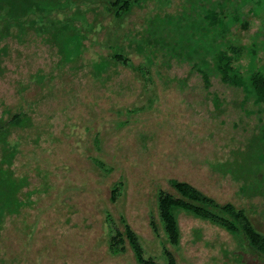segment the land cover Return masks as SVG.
Listing matches in <instances>:
<instances>
[{
    "label": "rangeland",
    "instance_id": "obj_1",
    "mask_svg": "<svg viewBox=\"0 0 264 264\" xmlns=\"http://www.w3.org/2000/svg\"><path fill=\"white\" fill-rule=\"evenodd\" d=\"M114 1L94 0L51 15L52 22L58 19L75 33L65 58L80 56L70 64L60 62L56 48L31 31L20 36L13 29L0 42L8 51L0 116L4 110L22 111L31 119L29 127L10 136L18 148L13 174L26 177L29 186L19 194V213L2 223L0 264H137L128 246L118 257L108 252L110 239L120 241L121 219L136 234L132 245L145 264H169L165 246L176 264H227L223 250L241 255L232 264H263L222 229L184 211L175 217L172 206L184 204L168 184L171 178L183 180L220 203L244 206L264 234V198L240 196L231 176L214 169L230 160L232 151L259 144L252 135L258 130L256 116L241 110L239 91L215 81L211 91L224 108L217 117L197 78H189L185 88L173 80L164 84L124 39L140 31L157 4L138 0L124 12L113 10ZM169 1L165 11L184 10L183 0ZM255 29L251 25L249 32ZM114 50L117 67L94 78L91 64L109 59ZM42 73L45 79L38 83L35 76ZM162 74L183 78L185 68H164ZM263 153L258 148L255 159H264ZM256 169L264 177V164ZM157 201L165 232L174 237L180 227L177 249L165 243L161 231H152ZM193 229L201 231L196 244L190 242Z\"/></svg>",
    "mask_w": 264,
    "mask_h": 264
},
{
    "label": "trees",
    "instance_id": "obj_2",
    "mask_svg": "<svg viewBox=\"0 0 264 264\" xmlns=\"http://www.w3.org/2000/svg\"><path fill=\"white\" fill-rule=\"evenodd\" d=\"M137 1L115 0L111 7L113 10L123 9L124 12H129ZM153 1L157 4L155 8L157 10L145 19L137 34L124 35L127 45L133 46L135 53L144 59L149 68H153L155 75L164 84L174 81L178 87L185 88L189 78H197L200 88L213 105L216 117L221 115L224 108L219 95L211 91L213 81L221 84L222 87L232 88L241 93L239 103L241 110L248 117L254 115L257 118L258 130L252 135L257 138L259 144L253 141L241 149L232 151V158L216 165L214 169L220 168L218 170L220 174L231 176L238 184L240 196L248 200L257 196L264 198V177L260 174L262 171L256 169L259 164H264V159H255L258 148H264V8L262 0H183L184 10L176 11V13H174L175 10L165 11L170 4L169 0ZM91 2L94 0H0V42L10 37L13 29L20 36L31 31L44 39L47 46L56 48L60 62L70 64L80 56L77 54L71 60L65 58V49L71 44L68 39L75 33L74 31L70 33L67 25L58 19H56L57 22H52L51 15L54 12L67 13L73 8H78L82 3ZM74 12L78 14V11L74 10ZM67 20L69 23L73 21ZM253 20L255 23L252 22ZM72 24L76 25L74 22ZM251 25L256 26L253 32H249ZM81 37H75L79 46H82L84 40V36ZM7 54L5 45H1L0 77L5 74L3 60ZM116 54L118 52L114 50L109 59L101 57L93 62L90 68L92 76L101 79L105 73L117 67ZM124 66L133 71L135 69L131 65ZM173 66L185 68V77L164 78L163 69ZM35 77L38 78V83H41L45 79V74H38ZM30 125V117L22 111L4 110L0 116V229L6 217L19 213L23 205L19 194L29 186L26 177H16L13 174L12 165L18 148L10 140V136L14 130L24 129ZM168 184L174 192V199L184 204V207L172 206L175 217V212L184 211L197 220L222 229L230 236L237 238L241 248H247L256 260L264 264V234L254 226L249 214L251 212L244 206H236L231 202L220 203L183 180L171 178ZM115 193L116 190L113 188L110 196L112 203L115 202ZM156 205V220L150 221L152 231L155 235L161 231L165 243L177 249L181 241L180 227L177 225L174 237L167 234L163 228L158 201ZM121 221L124 228L120 231V241L119 243L112 242L111 239L108 241L109 254L121 256L128 246L135 262L145 264L132 245L131 236L136 234L128 224L124 223V220L121 219ZM192 235L191 244L201 240L200 230L193 229ZM164 248L170 259L169 264H176L173 252L166 246ZM222 252L229 255L227 264H232L234 258L237 260L241 257L238 251L229 253L223 250Z\"/></svg>",
    "mask_w": 264,
    "mask_h": 264
}]
</instances>
